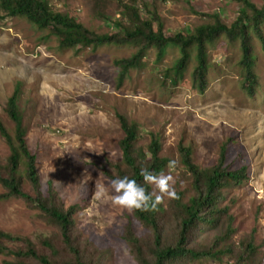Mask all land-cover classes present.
<instances>
[{
	"label": "rangeland",
	"instance_id": "obj_1",
	"mask_svg": "<svg viewBox=\"0 0 264 264\" xmlns=\"http://www.w3.org/2000/svg\"><path fill=\"white\" fill-rule=\"evenodd\" d=\"M47 1L54 11L70 14L99 34L118 30L115 19L125 20L121 0ZM251 1L258 7L264 5V0ZM137 6L143 18L156 12L164 31L175 35L193 33L200 25L214 22L208 15L218 14L230 25L238 17L241 3L141 0ZM98 11L109 19L101 18ZM262 30L264 35V27ZM252 45L257 84L251 93L243 86L240 42L233 44L225 36L208 46L210 67L206 90L201 92L193 77L196 47L190 52L188 69L176 84L164 81L167 70L181 56L174 46L159 59L157 49L150 48L143 65L131 68L120 79L117 62L133 56L138 50L135 45L111 43L82 51L61 49L56 36L24 18L0 20V121L10 134H15L6 104L20 85L17 102L28 144L38 155L41 191L52 182L65 209L76 207L75 233L91 242L99 254H105L103 264H136L124 239L127 226H132L143 240L152 237L133 211L111 202L114 192L108 173L114 174L113 164L122 159L119 142L124 132L119 114L140 126V146L150 143L151 134L161 137V156L178 161L171 171L184 201L196 192L192 176L181 162L180 144L192 148L193 162L200 168L215 166L222 147L228 144L226 163L231 169L246 165L247 178L224 190L221 207H227L228 213L214 226L203 224L202 231L192 234L190 245L212 246L230 221L235 230L227 244L238 246L243 239H252L260 257H264V42L253 35ZM9 154L0 134L1 164L7 162ZM20 172L25 176L24 164ZM168 172L167 167L164 173ZM24 188L34 195L26 181ZM4 192L0 185V195ZM169 200L166 198L164 205ZM0 231L30 239L40 250L43 238L52 237L56 243L60 239L57 227L16 198L0 199ZM222 258L186 264L232 262L228 255ZM5 260L13 257L0 255V264Z\"/></svg>",
	"mask_w": 264,
	"mask_h": 264
},
{
	"label": "trees",
	"instance_id": "obj_2",
	"mask_svg": "<svg viewBox=\"0 0 264 264\" xmlns=\"http://www.w3.org/2000/svg\"><path fill=\"white\" fill-rule=\"evenodd\" d=\"M122 2L123 20L113 22L118 30L110 33H96L78 22L68 13L54 11L47 0H0V20L5 18H24L42 30L59 39L61 49L86 48L96 49L105 44L135 45L138 50L133 56L118 61L120 79L131 68H140L143 58L150 48H156L158 59L169 47H177L181 56L173 67L165 73L164 81L177 83L187 69L190 52L196 47V66L193 72L194 85L203 92L207 85L209 69L208 46L220 36H225L231 43L240 42L242 58L240 65L244 72V88L252 92L257 84L255 73L256 55L252 45L253 35L264 42L262 28L264 27V5L258 7L251 0H235L241 3L239 15L232 24L220 19L218 14L208 15L214 22L197 27L193 33L178 32L170 35L164 31V26L158 14L143 18L138 9L141 0ZM147 7L148 4L144 3ZM99 12V11H98ZM99 16L108 20L104 12ZM126 21V22H125ZM156 23V26H155ZM163 81V82H164ZM21 86L16 85L14 94L8 99L6 112L15 124V134L0 121V134L5 138L10 154L5 164L0 163V185L5 192L0 199L16 198L25 201L29 206L39 211V214L49 224L58 228L60 239L58 243L52 237L43 238L40 250L30 239L0 231V255H9L13 260H5L4 264H103L105 254H99L88 240H82L75 233V206L65 209L52 182L41 191L40 175L37 167L38 155L27 141V129L24 126L23 115L17 99ZM124 132L120 140L122 154L121 162L113 164L115 173H108L113 180L127 176L134 178L151 192L152 186L144 184L140 176L142 167L159 174L168 167L169 159L161 156V137L151 134V141L146 146H140V126L130 122L123 115H118ZM228 144L222 147L219 162L210 168H200L193 162L192 148L180 144L181 162L192 176V186L196 194L184 201V193L178 191L179 199H170L166 205L161 204L157 211H133L134 217L151 231L152 237L143 240L137 236L132 226H127L124 239L131 248L136 264H186L203 260H222L228 255L232 262L228 264H264L258 248L252 239H243L238 246L227 244L234 228L227 221L226 231L217 237L212 246H191L190 238L195 231H202V225L214 226L223 215L228 213L227 207H221L223 192L228 187L240 185L247 178V166L231 169L226 163ZM25 165V176L20 172V166ZM28 182L34 195L24 188ZM232 221V219H231ZM16 244V247L9 246Z\"/></svg>",
	"mask_w": 264,
	"mask_h": 264
},
{
	"label": "clouds",
	"instance_id": "obj_3",
	"mask_svg": "<svg viewBox=\"0 0 264 264\" xmlns=\"http://www.w3.org/2000/svg\"><path fill=\"white\" fill-rule=\"evenodd\" d=\"M196 64L197 62L194 65V69ZM188 65H187V69H188ZM177 166H178V161L176 160L169 161L168 163L169 172L167 174L164 172H160L159 174H156L154 172L149 171L147 167H142L140 170V176L143 178L144 184L153 186L154 190L151 192H149L144 185L138 183V181L134 178H129L127 176H124L122 178L118 177L113 179L111 181V189L114 192V195L110 197L111 202L119 207L127 209L130 212L136 210L145 211V212L157 211L159 205L163 204L166 198L179 199V194L176 190L177 180L171 171L175 169ZM102 191L106 192V190H102Z\"/></svg>",
	"mask_w": 264,
	"mask_h": 264
}]
</instances>
